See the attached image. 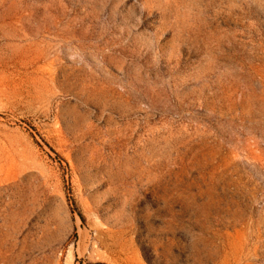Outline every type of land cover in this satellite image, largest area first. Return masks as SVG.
I'll return each instance as SVG.
<instances>
[{
    "label": "rangeland",
    "instance_id": "374dc122",
    "mask_svg": "<svg viewBox=\"0 0 264 264\" xmlns=\"http://www.w3.org/2000/svg\"><path fill=\"white\" fill-rule=\"evenodd\" d=\"M0 264H264V0H0Z\"/></svg>",
    "mask_w": 264,
    "mask_h": 264
}]
</instances>
